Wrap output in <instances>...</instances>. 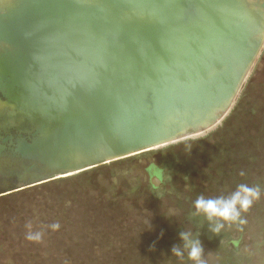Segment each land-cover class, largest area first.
I'll use <instances>...</instances> for the list:
<instances>
[{"label":"water","instance_id":"1","mask_svg":"<svg viewBox=\"0 0 264 264\" xmlns=\"http://www.w3.org/2000/svg\"><path fill=\"white\" fill-rule=\"evenodd\" d=\"M143 7V23L124 27L100 9L79 13L45 1L15 23L22 64L12 73L15 102L44 135L23 143V155L58 169L91 165L152 148L232 101L261 48L260 12L240 0H146Z\"/></svg>","mask_w":264,"mask_h":264},{"label":"rangeland","instance_id":"2","mask_svg":"<svg viewBox=\"0 0 264 264\" xmlns=\"http://www.w3.org/2000/svg\"><path fill=\"white\" fill-rule=\"evenodd\" d=\"M43 1L69 3L79 7V13L100 9L112 23L124 27L141 25L148 14L143 7L146 0H127L126 8L110 0H0V196L26 191L24 201L29 208L43 202V206H53L57 211L61 205L64 215L58 221L72 233H84L83 237L91 240H121L117 242L122 247L114 252L71 245L69 253L74 259L111 252L114 256L141 255L142 264H264V34L261 48L232 101L198 129H188L146 150L58 169L34 153L20 152L23 143L35 144L44 135L40 124L19 109L15 102L18 86L12 84V73L22 65L18 45L21 35L16 31L20 27L15 23ZM240 1L264 17V0ZM245 87L248 99L258 108L254 122L247 125L249 143L239 129L240 115L231 121L230 128L235 133L234 149H247L250 160L238 161L232 173L225 174L224 149L231 137H224L222 132L242 103ZM214 132L215 137L209 138ZM149 181L161 187L152 189ZM241 187L258 188L260 197L246 211L236 204L234 219L212 215L206 233L183 221L180 210L189 202L197 205L203 200L223 206ZM186 194L189 200H184ZM173 224L184 226L178 243L180 238L168 232ZM136 225L141 229L136 230ZM90 228L96 231L91 233ZM193 248L199 249L195 258L190 255Z\"/></svg>","mask_w":264,"mask_h":264},{"label":"trees","instance_id":"3","mask_svg":"<svg viewBox=\"0 0 264 264\" xmlns=\"http://www.w3.org/2000/svg\"><path fill=\"white\" fill-rule=\"evenodd\" d=\"M249 90L244 88L242 97L244 98L240 106H237L230 116V124L223 128L222 133L224 137L230 136L226 148L224 149L226 156L224 162H227V169L225 174L232 173L236 163L246 162L250 160L247 149H234V131L230 127L231 121L236 119L235 116L240 115L241 122L239 129L243 135V139L249 143L250 134H248L247 125L254 122L258 111L257 106L250 98L248 99ZM236 111V113H235ZM229 123V122H228ZM215 133H211L208 137H212ZM223 134V135H224ZM231 134V135H230ZM215 137V135H214ZM229 138V137H228ZM247 144V142H246ZM152 189L158 190L161 184L156 186L151 181L148 182ZM172 185V183H171ZM131 191V190H130ZM26 191H19L0 196V264H69L72 259L74 264H142L144 257H128V256H114L110 254L122 247L121 240H108L104 238H84V233L77 235L72 233L68 226L62 221H58L62 217V206L59 205L57 211L53 206H43V202L30 208L25 204L24 198ZM184 200H189L190 196L185 195ZM50 208V209H48ZM181 217L183 221L190 222L198 231L206 233L208 231V220L212 217L211 213L206 212L203 208H198L195 203H188V205L181 208ZM51 220V221H50ZM30 221H33L30 224ZM184 228L183 224H173L168 229L176 236L180 242L182 234L179 232ZM113 229H118L113 226ZM122 232L123 228L121 227ZM136 230L141 229V226H135ZM91 233L96 230L90 228ZM71 235H70V233ZM83 231V230H80ZM85 232V231H84ZM69 233V234H68ZM36 235V236H34ZM88 235V234H87ZM80 245L87 248L99 247L105 251H111L104 256L94 257L92 254L80 256L74 259L69 253L71 245ZM107 253V252H106ZM146 257V256H145ZM150 257L149 259H153ZM156 260V259H155ZM168 262L171 260L166 259Z\"/></svg>","mask_w":264,"mask_h":264},{"label":"clouds","instance_id":"4","mask_svg":"<svg viewBox=\"0 0 264 264\" xmlns=\"http://www.w3.org/2000/svg\"><path fill=\"white\" fill-rule=\"evenodd\" d=\"M243 193V196H241ZM260 190L258 188L248 189L246 187H241L240 191L237 192L233 198L224 203L223 206H219V202H207L199 200L197 202L198 208H203L206 212L212 215L219 216L224 220H232L236 217L237 213L235 210V205L239 203L241 210L246 211L252 204L254 200L259 199ZM199 254V249L193 248L190 255L195 258Z\"/></svg>","mask_w":264,"mask_h":264},{"label":"bare ground","instance_id":"5","mask_svg":"<svg viewBox=\"0 0 264 264\" xmlns=\"http://www.w3.org/2000/svg\"><path fill=\"white\" fill-rule=\"evenodd\" d=\"M89 2V1H88ZM11 54V53H10ZM4 55V54H3ZM10 57V56H9ZM17 60H18V58H17ZM4 72H5V70H4ZM5 87V86H4ZM194 129H198V127L197 128H194ZM193 129V130H194ZM200 129V128H199ZM186 133V132H185ZM43 135V134H42ZM180 136V135H179ZM162 141H161V139H160V137L159 138H157L153 143L154 144H160Z\"/></svg>","mask_w":264,"mask_h":264}]
</instances>
